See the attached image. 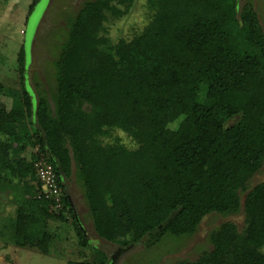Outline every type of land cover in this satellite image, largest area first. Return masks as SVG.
Instances as JSON below:
<instances>
[{
    "label": "trees",
    "instance_id": "trees-1",
    "mask_svg": "<svg viewBox=\"0 0 264 264\" xmlns=\"http://www.w3.org/2000/svg\"><path fill=\"white\" fill-rule=\"evenodd\" d=\"M135 3L86 1L67 21L56 85L36 99L22 48L23 109L6 108L2 97L13 90L0 83V243L66 264H107L67 192L75 177L107 243L151 249L193 236L209 215L243 211L242 228L224 222L209 234L212 250L174 264H264V182L247 191L264 166V30L255 6L147 0L143 27L113 41L108 24ZM42 158L55 168L61 208L41 195ZM12 177L18 198L7 201Z\"/></svg>",
    "mask_w": 264,
    "mask_h": 264
},
{
    "label": "rangeland",
    "instance_id": "rangeland-1",
    "mask_svg": "<svg viewBox=\"0 0 264 264\" xmlns=\"http://www.w3.org/2000/svg\"><path fill=\"white\" fill-rule=\"evenodd\" d=\"M86 1L89 0H42L27 22L28 10L33 0H0V83L13 90L12 98L2 97L8 110L23 109L19 79L20 50L24 48L26 51V85L33 99H36L40 91L53 90L56 85L55 62L66 37L67 21ZM244 1L246 0H240V4ZM251 1L264 30V0ZM146 3L147 0H136L130 14L108 24L113 41L127 37L135 29L143 27L147 17ZM120 135L127 142L125 136ZM12 180L15 187H9L3 194L7 201L18 198L20 183L16 177H12ZM263 182L264 166L249 182L247 191ZM67 192L78 216L84 221L85 232L89 238L98 248L107 252L109 257L115 255L120 247L101 240L94 233L83 188L75 177L67 182ZM11 195L15 199H11ZM245 196L246 194L242 193V201ZM244 220L243 211L227 217L209 215L204 218L193 236L182 239L167 238L151 249H147L144 243H139L120 254L115 264H174L180 260H196L203 251L212 250L208 237L213 229L228 221L242 228ZM66 261V258L44 257L29 250H16L0 243V264H66Z\"/></svg>",
    "mask_w": 264,
    "mask_h": 264
},
{
    "label": "built area",
    "instance_id": "built-area-1",
    "mask_svg": "<svg viewBox=\"0 0 264 264\" xmlns=\"http://www.w3.org/2000/svg\"><path fill=\"white\" fill-rule=\"evenodd\" d=\"M35 168L38 173L39 180L42 183V194L47 200H54L57 208H61V188L58 184V176L55 173L53 165L48 164L46 161L40 160L35 163Z\"/></svg>",
    "mask_w": 264,
    "mask_h": 264
},
{
    "label": "water",
    "instance_id": "water-1",
    "mask_svg": "<svg viewBox=\"0 0 264 264\" xmlns=\"http://www.w3.org/2000/svg\"><path fill=\"white\" fill-rule=\"evenodd\" d=\"M133 247H134V245H130V246L126 247V248H119L118 252L115 255L110 257V261L107 264H115L117 259L120 256V254L130 250Z\"/></svg>",
    "mask_w": 264,
    "mask_h": 264
},
{
    "label": "crops",
    "instance_id": "crops-1",
    "mask_svg": "<svg viewBox=\"0 0 264 264\" xmlns=\"http://www.w3.org/2000/svg\"><path fill=\"white\" fill-rule=\"evenodd\" d=\"M11 199H13V196L11 195Z\"/></svg>",
    "mask_w": 264,
    "mask_h": 264
}]
</instances>
